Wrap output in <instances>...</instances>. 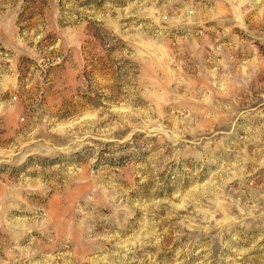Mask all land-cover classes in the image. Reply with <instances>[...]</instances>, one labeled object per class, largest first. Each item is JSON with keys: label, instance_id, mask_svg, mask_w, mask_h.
<instances>
[{"label": "rangeland", "instance_id": "1", "mask_svg": "<svg viewBox=\"0 0 264 264\" xmlns=\"http://www.w3.org/2000/svg\"><path fill=\"white\" fill-rule=\"evenodd\" d=\"M0 264H264V0H0Z\"/></svg>", "mask_w": 264, "mask_h": 264}]
</instances>
